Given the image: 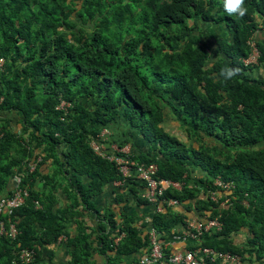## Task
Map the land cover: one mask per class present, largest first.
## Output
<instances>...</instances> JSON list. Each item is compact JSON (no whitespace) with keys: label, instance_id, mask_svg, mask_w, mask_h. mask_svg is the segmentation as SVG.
<instances>
[{"label":"trees","instance_id":"16d2710c","mask_svg":"<svg viewBox=\"0 0 264 264\" xmlns=\"http://www.w3.org/2000/svg\"><path fill=\"white\" fill-rule=\"evenodd\" d=\"M245 6L239 17L224 11L223 0H0V197L12 193L17 173L29 192L9 215L16 236L0 233V264H25L18 252L35 247L32 264L40 254L36 246L60 235L74 248L67 264H91L87 236L70 235L64 222L79 223L78 206L91 209V198L107 182L129 179L89 146L104 125L120 121L129 134L121 145L140 147L134 135L148 147L135 156L138 162H154L157 178L184 181L162 198L192 200L198 190L218 188L215 177L232 183L224 207L201 198L205 217L222 224L202 243L264 264V76L249 74L264 66V0H245ZM200 24L220 34L209 33L206 41ZM253 34L259 52L246 64ZM226 66L240 73L218 82L213 76ZM62 100L69 106L60 107ZM169 115L211 143L182 142L163 127ZM189 168L206 172L198 179L202 189L187 183ZM57 186L67 201L61 208L55 207ZM131 216L124 212L119 224L106 219L110 231L97 237L100 253L147 248V235L142 239ZM179 218L170 208L153 209L149 225L162 238ZM115 231L124 232L116 242ZM236 233L245 235L243 246L234 242Z\"/></svg>","mask_w":264,"mask_h":264},{"label":"crops","instance_id":"0c3cea01","mask_svg":"<svg viewBox=\"0 0 264 264\" xmlns=\"http://www.w3.org/2000/svg\"><path fill=\"white\" fill-rule=\"evenodd\" d=\"M249 74L264 76V67L257 66L255 70H250ZM124 123L125 122L123 121L117 122L116 124H119L118 128H114V126H112L113 124L116 125L115 123L110 124L111 126H109V128L111 127V135L115 136L116 139L117 137H119V139L120 137L121 139H125V137L129 135L127 134V129H125L126 127ZM132 136L140 147L134 146L130 143V141H128L131 145L130 155L135 162H138L135 159V156L139 155L142 151L145 152L148 147L144 142L137 140L134 135ZM217 150H220L219 147L216 151ZM49 169V166L45 167V172ZM205 173L206 172L204 170L199 168H189L188 174L190 175V178L186 181L188 184H194L198 187L200 186L198 180L199 176H204ZM128 177L129 179L127 181L117 180L107 182L103 190L91 198V209L85 210L83 209V205H81V207L78 206L83 213L80 217L79 223H77L76 219H72L70 217H68L64 222L66 226L65 229L70 235H77L80 232V234L84 233L87 236L88 246L86 247L90 250L89 258L91 264H140L139 260L141 256L144 252H146L145 250L148 249L147 246V248H140L136 252H116L114 249L108 248L106 249L105 254L100 253L97 237L108 235L110 225L106 219L109 216H113L115 222H118L119 224L123 218L124 212L132 214L133 216H131L132 220L130 222L138 229L142 239L145 238L147 232L146 230L150 227L149 224L154 207L152 204L145 202V200H143L144 198L142 199L143 201L137 200L144 196L143 193L145 191V187L142 188L138 184L139 178L136 175L134 167L130 169ZM79 180L86 183V178L83 175L79 177ZM33 185L37 190L43 189L42 180H36ZM198 192L199 193H197L192 200L185 199L183 202L181 201L173 207H170V211L173 212L174 216L180 215L181 217L179 218V221L170 223L169 227L163 231L162 238L170 242V248L172 250L181 251L184 248H192L193 246L198 245L194 238L192 239L187 237L186 240H182L180 238V235H182L185 231V222L187 220H203L206 216V213L203 212L205 209L201 208V205H203L201 198H204V196L201 194L202 191L198 190ZM56 194L57 202L55 207L61 208L67 202L61 186L56 187ZM194 200H198L197 203H193ZM113 233L114 232H112V234ZM117 233L118 232H116V236L121 232ZM236 244L243 246L244 241ZM39 250V257L36 262L32 264H67L71 258L70 252L73 251L74 248L68 243L67 238L61 237L57 241L39 245Z\"/></svg>","mask_w":264,"mask_h":264},{"label":"built area","instance_id":"2783aa9c","mask_svg":"<svg viewBox=\"0 0 264 264\" xmlns=\"http://www.w3.org/2000/svg\"><path fill=\"white\" fill-rule=\"evenodd\" d=\"M252 47L247 59V62L256 60L258 52L257 47L253 41H250ZM247 56V57H248ZM1 100V98H0ZM69 106V102L61 101L60 107L65 108ZM106 142L110 144L106 145ZM90 147L95 154L102 158H107L114 161L119 170L124 175H129V171L134 167L137 177L144 181L146 184L143 193L146 202L152 204L155 212H162L166 208L173 207L178 204L174 198H162L166 189L179 190L182 188L184 181H175L170 179H161L156 177L157 165L154 162L146 164L145 162L136 163L130 156L129 150H125L116 141L109 140L108 132L105 128L99 133L98 138H92ZM40 157L37 158L39 160ZM28 172H31L35 167V162L29 163ZM24 175L17 173L13 176L12 183L14 188L12 193L8 196L0 197V213L7 219L0 221V233L14 238L17 234V229L9 220V215L13 208L20 206L24 198L29 194L28 186L22 185ZM213 185L218 188H212L207 191V198L213 201L219 207L226 206L229 200L230 189L233 184L230 182H223L221 179L215 178ZM200 189H202L201 186ZM221 189V190H220ZM202 191V190H201ZM206 197V196H205ZM36 206H39L35 201ZM222 229V224L217 217H205L203 220H187L185 222V231L180 238L186 240L187 237L194 238L198 245L192 248H184L181 251H175L170 248V242L161 238L159 233L154 227H149L146 230L147 239L149 241L148 251L144 253L140 260V264H248L247 260L243 259L240 255L218 251L211 246L202 243L203 236H211ZM124 235L123 232L119 233L114 241H118ZM65 235H60L61 238ZM39 248V245L36 246ZM18 259L25 263L31 264L35 256V247L23 248L18 252Z\"/></svg>","mask_w":264,"mask_h":264},{"label":"rangeland","instance_id":"374dc122","mask_svg":"<svg viewBox=\"0 0 264 264\" xmlns=\"http://www.w3.org/2000/svg\"><path fill=\"white\" fill-rule=\"evenodd\" d=\"M210 27H212V28H210ZM215 28H216V26L211 25V24H209V27H207L206 25H203V24L202 25L200 24V25H198L196 27L197 32L201 33V35L203 36V39H205L206 41H211V38L208 36L209 33H214V31H215L217 34H220V31L218 29H215ZM262 30H263V28H262ZM262 34L264 35V30H263V33ZM247 58H248V60L251 59L249 56ZM245 61H247V59H245ZM255 61L256 60H254L253 62H255ZM0 62H1V58H0ZM250 63H252V62H250ZM258 66L261 67L262 65L261 66L258 65ZM256 68H257V66L256 67H253V70H255ZM253 73H250V74H253ZM1 114L4 117H6V116H13L10 113H8L7 115L4 114V113H1ZM9 118L10 119H13V117H9ZM163 123H164L163 124V127H164L165 130H167L169 133H172L174 136H178L182 140V142H185L187 145H190L191 144L192 146L196 147L201 142L207 143V144L208 143L209 144L211 143V138L210 137H202V138H199L198 136H191L189 133H187L184 130L183 126L180 125V123L178 121H176L175 118L172 115L167 116L166 119H165V121H163ZM12 126H14L13 127L14 129H17L18 128V126L15 125L14 123H12ZM108 126H111V125H108ZM112 126H114V128L115 127L118 128L119 124L118 125L117 124L116 125L113 124ZM110 128H109V130H110ZM112 139H114L117 143L118 142H121V137H120V139H119V137H117V139H116L115 136H112ZM109 144H110V142L109 143L106 142V145H109ZM130 147H131V145H130V143L128 141L125 142V143H123V145H122V148L125 149L126 151L127 150L130 151ZM216 149L217 148H214V151L215 152H217ZM220 156H222V155L220 154ZM215 178H218L219 179V177H215ZM215 178L213 179V181L215 180ZM201 187H202V185H201ZM203 192L204 191H202L201 194L204 196V199H207V197H208L207 194L208 193L207 192H204V194H203ZM205 213L207 214V211ZM244 236L245 235L243 233H236V234L233 235V240H234L235 243H241L245 239Z\"/></svg>","mask_w":264,"mask_h":264},{"label":"clouds","instance_id":"9594fccd","mask_svg":"<svg viewBox=\"0 0 264 264\" xmlns=\"http://www.w3.org/2000/svg\"><path fill=\"white\" fill-rule=\"evenodd\" d=\"M223 9L225 12L228 13L229 16H239V17H243L247 14L248 12V9L246 8L245 6V0H223ZM262 30V29H261ZM264 30V28H263ZM263 30L260 31V34L263 33ZM253 36L255 37V34H253L249 40H248V43L250 45V41H253L255 43V39L253 38ZM264 36V35H263ZM256 46V44H255ZM257 47V46H256ZM250 48L252 49L251 45H250ZM258 49V48H257ZM251 52V51H250ZM249 52V53H250ZM259 52V51H258ZM258 52H257V55H258ZM248 53V54H249ZM256 55V57H257ZM248 56V55H247ZM247 58V57H246ZM245 60V59H244ZM257 60V58H256ZM245 62V61H244ZM256 62V61H255ZM252 61V63H255ZM246 63V62H245ZM247 63H250V62H247ZM246 63V64H247ZM240 73V69L238 67H233V66H226V67H222L218 73L214 74L213 78L214 79H217L218 82L219 81H230L232 80L233 78H235L236 76H238ZM103 128H105L108 132V135H109V140L111 141H115L114 139H112V136L111 135V132L110 130L108 129V126H103L100 131L97 133L96 137H93V138H98L99 136V133L103 130ZM92 139V138H91ZM91 141V140H90ZM90 141H89V146H90ZM118 144L120 146H122L120 144V142H118ZM129 154H130V151H129ZM131 156V155H130ZM132 157V156H131ZM6 218V217H5ZM7 219V218H6ZM246 260V259H245ZM247 263L250 264V261L247 260Z\"/></svg>","mask_w":264,"mask_h":264}]
</instances>
